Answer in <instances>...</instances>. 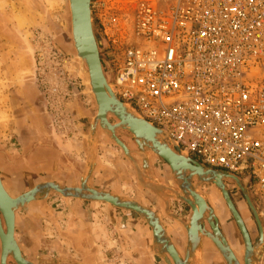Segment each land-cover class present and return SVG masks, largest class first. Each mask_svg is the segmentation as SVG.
Returning a JSON list of instances; mask_svg holds the SVG:
<instances>
[{
  "label": "built area",
  "instance_id": "2783aa9c",
  "mask_svg": "<svg viewBox=\"0 0 264 264\" xmlns=\"http://www.w3.org/2000/svg\"><path fill=\"white\" fill-rule=\"evenodd\" d=\"M118 97L205 166L250 181L264 216V0H91Z\"/></svg>",
  "mask_w": 264,
  "mask_h": 264
},
{
  "label": "rangeland",
  "instance_id": "374dc122",
  "mask_svg": "<svg viewBox=\"0 0 264 264\" xmlns=\"http://www.w3.org/2000/svg\"><path fill=\"white\" fill-rule=\"evenodd\" d=\"M117 1L123 12L131 13L135 0ZM93 24L97 29V35H95L99 40V50L105 73L113 82L115 74L113 70L114 49L104 34L101 20L95 14H93ZM69 37L70 21L67 0H0V152L3 151L14 157L25 151L24 146H32L33 150L34 143L38 140L36 132L45 129V119L52 131L53 141L51 143L54 147L46 148L47 152L43 158L36 159L34 157L32 164L42 163L41 160L47 162L60 160V154L56 147L68 145L69 151L76 156V161L80 160L79 169L77 170L75 167L77 178L71 182L79 183V173L86 161L84 134L89 129L88 119L91 120L90 116L94 113V102L79 74L77 61L70 49ZM262 78L264 80V73ZM28 86L32 87L34 91L33 93L27 92L25 95ZM36 100H39V105H36ZM80 110L86 111L87 116H81L80 112L82 111ZM42 114L44 119L41 117ZM28 125L33 128L30 129L31 126L28 128ZM107 144H111L112 149L108 148L107 152L103 150L107 166L102 169L101 173L108 176L107 183L110 185L108 188L134 198L137 196V190L142 189L143 200L150 202L155 208L158 207L156 205L158 203L151 199L153 194L148 193L149 191L154 192L139 185L134 165L126 159L120 147L114 144L111 139H102L99 149L102 145L106 148ZM134 156L136 157V155ZM154 161L156 169L162 177L157 176L161 180L166 178L176 184L168 163L158 156ZM119 162L122 164L120 165ZM28 166L33 171L26 170V173H20L13 168L14 175L8 176V179L17 185V177L23 174L26 176L32 174V176H38L41 181L54 180L62 184L67 183L66 181L63 183L64 181L60 179H51L55 175L54 172L61 170L57 167L52 169L43 165L40 168L39 164ZM22 167L20 166V169ZM5 178L7 177L4 176V182H7L8 179ZM196 181L195 178L194 182L196 183ZM209 184V182L201 183L200 191L207 193ZM54 197L60 196L57 193H51L46 198L33 203H39L46 199L50 201ZM171 199L170 201H173L172 211L180 217L185 216L187 213L186 203L174 197ZM120 211L124 213L130 210L120 209ZM130 213L144 221L136 212L130 211ZM263 220L264 216L262 222ZM164 221V224L172 229L174 236H178L177 227L172 217L165 216ZM222 226L227 236L232 240L234 237L232 233L228 232L227 223L225 225V222H222ZM235 227L239 234L238 227ZM240 243L242 247L237 253L241 255L244 243ZM10 263L16 264L12 258Z\"/></svg>",
  "mask_w": 264,
  "mask_h": 264
},
{
  "label": "water",
  "instance_id": "95a60500",
  "mask_svg": "<svg viewBox=\"0 0 264 264\" xmlns=\"http://www.w3.org/2000/svg\"><path fill=\"white\" fill-rule=\"evenodd\" d=\"M67 7H68V15H69V21H70V37H69V43H70V49L72 53L74 54V57L79 64V74L82 77V79L85 82L86 87L89 89L90 95L94 102V115L91 117L89 129L88 132L84 134L85 143H86V161L84 163L83 169L79 173V184L83 185V182H85L87 185H89L91 188L95 187L92 183L93 175L96 171L97 165H98V154H99V145H100V131H103L112 141L114 144H116L118 147L123 148L126 151V157L133 162V165L137 172V179L138 183L141 187L147 188L149 190H152L155 194H157L159 197L164 199L167 202V208L170 206V203L166 197L165 191H170L171 196L179 199L186 204H188L192 210V216L190 219V224L183 222L186 227L188 226V244L189 242H192V249L191 251H187L186 258L184 262L186 264H202L203 259V244H202V236H200L198 230L205 231L202 228L201 223H198L200 221V217L202 216L203 212L206 211V209H209L206 211L207 214H209L210 217L207 219L209 220L214 233L210 231H206L205 234H207L209 237H211L218 248L220 249L221 253L224 255V257L229 261V258L235 257L231 247L228 244V240L222 233V231L219 229L218 225L215 223V214L212 209L206 202L204 198L196 191H200L199 185L203 183L196 177L192 179V175H189V179L186 178V184L189 188H191L192 185L195 186V194L202 200L204 208L202 207L201 210H198L197 207L193 205L191 202L192 200L187 197L184 198L181 196V189H182V183L177 178L174 170L173 165V159L177 158V153H180V156L184 153L181 160L186 159L189 166L194 168H200V169H208L213 172L222 173L224 176L220 178V181L217 183L220 189L222 190L224 197L226 199V202L229 206V209L238 225V228L240 232L242 233V236L245 241L247 255H246V263L247 264H259V259L256 255V252L260 250L264 246V226L262 223L263 213L258 209V207L253 203L251 200V196L249 192L243 187V182L240 177L233 173H229L227 171H222L218 169H214L212 167H208L197 161L196 159L192 158L189 153L183 149L180 144L171 137V135L168 133V135L165 138L166 144L163 145L165 153L160 150L159 153H155L147 147L144 151V153L140 152L139 156L143 159V162L146 163V161L150 162V159L152 157H161L163 158L167 163L168 166L172 167V177L176 183V188H169L165 182H163L156 173H152L150 165L145 168V171L148 170V172L151 171L152 175H143L141 176L139 168H140V162L137 160L136 157H133L128 154V149L126 145L120 140V138L116 135V128L118 130H127L130 132L132 137L134 138V141H136L137 133L134 132L133 128H127V121H126V113L134 114L135 119L138 124H141L143 126H148L149 128L153 129L155 128L154 125H152V122H147L144 120L143 116L140 114V112L130 103L121 101L117 95L114 93L113 89L110 85H113V82L109 80L107 74L104 70L103 61L101 58L100 50H99V40L95 35L94 32V24H93V14L91 9V0H67ZM108 116H113L117 119V122L115 124L117 125L116 128L108 127L104 128V125L102 123V120H105L107 122V125H112L110 120H108ZM143 117V118H142ZM104 118V119H103ZM138 126V125H137ZM109 129V130H108ZM138 129V127H137ZM112 132V135H110ZM162 138V135H160ZM138 153L136 150L134 151ZM179 156V155H178ZM173 161H172V160ZM186 177H188L186 175ZM197 179L196 183L194 182V179ZM232 178L238 182V184L244 189V193L246 196V199L248 201V204L250 206V210L255 218V221L258 225L259 229V239L253 244L249 230L245 224V221L238 211L237 207L235 206L228 189L224 183L225 179ZM49 182V181H48ZM58 186H61L63 188V191H55L51 189L49 192H44L45 190H39L37 192H34V194H37V200H42L43 198H46L51 193H57L60 197L63 199L68 200L69 198H77L82 199L86 201H100L105 202L113 205L114 207L122 210H130L136 212L144 221H150L152 226L158 230L163 231L165 230L162 227L161 223L162 220L160 216L155 213L150 207L147 205L140 204L136 198L130 197L125 194H120L114 191H110L107 189H101V193H104L105 195L109 196L108 198H99L92 195H85L83 192L79 189V187H76V189L73 191L72 188L68 187L71 185H65L61 182L54 181ZM207 182V181H206ZM209 182V181H208ZM47 184V182H44ZM42 183V184H44ZM154 183V184H153ZM211 183V182H209ZM53 184V183H52ZM72 187V186H71ZM60 188V189H61ZM38 188H36L37 190ZM201 192V191H200ZM34 194L32 195L34 197ZM32 197V198H33ZM31 198V199H32ZM3 199L9 201L4 202ZM27 200H30L28 198H22L20 196L16 198H11L9 196V193L4 188V185L2 183V180L0 178V253H1V264H8V258H12L16 264H34L32 261L28 260L24 253L22 252L18 241L16 237L14 236V216L16 209L17 211L21 209L22 207H25L27 204ZM5 203V204H4ZM9 206V208H8ZM8 209V210H7ZM205 213V214H206ZM175 218L180 219L177 215L171 213ZM146 215V216H145ZM146 217V218H145ZM161 221V223H160ZM17 226V225H16ZM196 227L197 232L194 230V237L191 236V230L192 227ZM167 234V233H166ZM215 234V238L212 236ZM196 235V236H195ZM165 238L166 245L170 247L169 253L174 257L177 263V259L180 261H183L182 257H180L176 247L172 244L170 237ZM193 240V238H195ZM154 250L157 253L156 244L154 242ZM197 250V255L194 256L195 251ZM163 253V252H162ZM191 253V255H190ZM163 256V255H162ZM168 264H172L167 254L163 256ZM177 257V258H176ZM197 258V260H196ZM55 263L54 260H41L38 262V264L42 263ZM197 262V263H196ZM74 263V262H72ZM183 263V262H182ZM82 264V263H78ZM178 264V263H177Z\"/></svg>",
  "mask_w": 264,
  "mask_h": 264
},
{
  "label": "crops",
  "instance_id": "0c3cea01",
  "mask_svg": "<svg viewBox=\"0 0 264 264\" xmlns=\"http://www.w3.org/2000/svg\"><path fill=\"white\" fill-rule=\"evenodd\" d=\"M80 115L87 116V112L82 111ZM30 126L28 125V128ZM102 146L99 149L98 165L92 183L96 189L105 188L113 191L108 188L110 186L107 183L108 176L101 173L107 166L103 150L109 151L112 145L107 144L106 148ZM69 148L68 145L56 147L60 160L48 162L41 160L42 163H39L40 168L47 165L52 169L54 167L61 169H57L51 179H60L64 181L63 183L66 181L65 184L68 185L77 178L76 171L80 162V160L76 161V156L69 151ZM122 152L124 153L123 150ZM4 176L7 177L5 179L9 178ZM36 177L38 178L31 174L25 180L28 181L27 183L33 182ZM5 185L9 190H19H15L17 185L10 179ZM33 202L16 212L15 236L17 235L24 256L34 263L41 260H55V263L42 264H145L143 260H148V264H157L152 247L151 226L148 224L151 228L150 236L148 225L130 211L122 213L111 204L77 198L66 200L62 197H54L50 201L46 199L39 203ZM258 259L259 264H264V246L259 250Z\"/></svg>",
  "mask_w": 264,
  "mask_h": 264
},
{
  "label": "flooded vegetation",
  "instance_id": "af4514ba",
  "mask_svg": "<svg viewBox=\"0 0 264 264\" xmlns=\"http://www.w3.org/2000/svg\"><path fill=\"white\" fill-rule=\"evenodd\" d=\"M33 91H34V89L32 87L28 86V87H26L25 95H27V92L33 93ZM38 101L39 100H36V105H39ZM93 115H94V113H92L90 117H92ZM41 117L44 119L43 114L41 115ZM110 120L113 122L117 121V119L111 118V117H110ZM44 122H45V124H44L45 129H40L41 130V131L39 130L40 132H36L37 136H38V140H36V142L34 143L35 146H34L33 150L31 149L32 146H24L25 151L20 155H15L14 157L7 155L3 151L0 152V176L3 179L4 185H5L4 175L10 176V177L13 176L14 175L12 173L13 168L20 171V173L21 172L26 173L27 172L26 170L30 171L32 168H30L28 165L32 166L33 164H35V163L32 164V160H34V157H36V159L38 157L43 158V155L45 156L46 152H47L46 148L54 147L53 143H51L53 141V139H52L53 136H52V131H51L50 125L46 124L47 122L45 121V119H44ZM88 122H90V118L88 119ZM40 125L42 126V124H40ZM41 126H40V128H41ZM99 134H100V140H102V139L110 140L108 138V136L103 131H100ZM117 135L132 150H134V151L136 149L138 150V147L135 144V141L129 132L121 130L117 133ZM133 155H136V157H137L136 152H133ZM137 158L139 159L140 164H142L141 159L139 157H137ZM154 159H155V157H152L150 159V167H151L152 173H156V175L162 177L161 175H159V173L156 169ZM38 164L39 163H36V165H38ZM20 166H23L22 169H20ZM32 171H33V169H32ZM135 171H136V169H135ZM28 175H30V174H28ZM28 175L26 176L23 174V175L17 177V181H16L17 187L15 188V190L19 189L18 191H12V190H9L7 187L6 188L10 191V193L17 195L23 191L30 189L31 187H33L37 183L41 182V180H39V177L38 178L36 177L35 181L33 180V182L27 183L28 181L25 179L28 178ZM162 180L165 183H167V185L172 186V187H176V184H174V182H172L166 178H162ZM241 180L243 182L242 183L243 187L250 194V181L248 179H243V178H241ZM224 183L226 184L228 192H229L235 206L237 207L238 211L240 212V214L242 215V217L245 221V224L249 230L250 236L252 237L251 238L252 242L254 244L259 239V229H258V225L255 221V218H254V216L250 210V206H249L248 201L246 199L244 189L238 184V182L236 180H234L232 178L225 179ZM78 184H79L78 182H73L69 185H78ZM137 191H138L137 196L135 198L138 199V201L141 200L142 202L141 201H139V202L144 204L143 198L141 196L142 189H138ZM148 193L153 194V197H151V199H153V201L158 203V204H156V205H158V207L155 208L154 206H152L150 204V202L149 203L147 202L144 205H147L148 207L153 209L160 216V218L162 220L163 228L166 230L168 236L170 237L171 242L176 247L178 253L180 252V254L183 256L185 253L186 244H187V233H186L185 227L183 225V222H186V223L189 222V219H190L191 213H192L191 207L189 205L185 204V206L187 208V213L185 214V216L180 217L172 211V202L173 201H170V200H172L171 199L172 196H171L170 191H168V190L165 191L166 197L170 203V206L168 208H167V202L164 199L159 197L157 194L152 193L151 191H149ZM202 194H204V196L207 200V203H209V206L212 207L215 216H217L214 219L215 223L218 225V227L222 231V233L225 234V236L229 240V242L232 245V247L234 248V250L236 252H239L240 248L242 247V244L240 242H243V236H242V233L240 232V230H239V232H240L239 234L236 231L235 226H237V223H236V221H235V219H234V217H233V215L229 209V206H228L226 200H224L225 198L223 199L224 194L213 183L209 184V188H208L207 193L203 192ZM142 195H144V194H142ZM250 196H251V194H250ZM151 199H150V201H151ZM251 200L256 205V201L252 196H251ZM171 213L177 215L178 217H180V219L175 218ZM206 215L208 217H210L209 214L206 213ZM165 216H170L175 221V225L177 227L176 233L178 234V236H174L172 229H170L169 226H166V224H164V222H165L164 217ZM222 222H225V225L227 223L228 232L232 233V235L234 237L232 240L229 238V236H227L226 232L224 231L223 226H222ZM146 224L148 225V223H146ZM203 224H204L205 229L214 233L213 228H212L209 220H204ZM263 226H264V224H263ZM148 227H149L150 236H151V228L149 225H148ZM202 240H203V264H226L225 260L220 255V251L218 250L217 246L212 241H210L205 235H202ZM239 240H240V242H239ZM152 247H153V251L156 255V258H155L156 261L155 262L157 264H168V262L165 261L166 259H163V257L161 255H158L155 252L153 239H152ZM256 255H257V257L259 256V250L256 252ZM168 257H169L170 261L174 262V260H172V258H170V255H168ZM239 258H240L241 262L243 261L242 264H245L244 259H242L243 255H240V253H239ZM10 260H11V258L8 259V264L10 263ZM143 262L145 264H148V260H143ZM35 263H38V261L37 262L35 261Z\"/></svg>",
  "mask_w": 264,
  "mask_h": 264
},
{
  "label": "bare ground",
  "instance_id": "6f19581e",
  "mask_svg": "<svg viewBox=\"0 0 264 264\" xmlns=\"http://www.w3.org/2000/svg\"><path fill=\"white\" fill-rule=\"evenodd\" d=\"M78 64V63H77ZM78 67H79V64H78ZM111 86V88L113 89V91H114V93L117 95V93H116V90H115V88H114V84L113 85H110ZM117 97H118V95H117ZM119 98V97H118ZM120 99V98H119ZM121 100V99H120ZM122 101V100H121ZM94 115H96V114H94ZM93 115V116H94ZM126 121L128 122L127 123V125H128V127L127 128H133V130H134V132H136L137 133V139H136V141H135V144L137 145V147H138V150L136 149V151L138 152L137 153V155H138V157L140 158V156H139V153H144V151H145V149L147 148V147H149L150 149H152V151L153 152H155V153H159L160 152V150H162L163 149V145L165 146V144H166V140H165V138L164 137H166L167 135H168V131H166V129H164V128H161V127H158V126H156L154 123H152V125H154L155 126V128H153V129H151V128H149L148 126H143V125H141V124H138L137 123V121H136V119H135V115L133 114H130V113H126ZM143 116V115H142ZM144 117V116H143ZM142 117V118H143ZM104 119V118H103ZM144 120H146L147 122H151V121H149L148 119H146L145 117L143 118ZM108 120H110V118H109V116H108ZM111 121V120H110ZM111 122H113V121H111ZM117 122V121H116ZM102 123H103V125H104V128H108V127H113V128H116V124H115V122L114 123H112V125H107V122L105 121V120H102ZM138 125V126H137ZM137 127H138V129H137ZM109 130V129H108ZM119 131H121V130H118L117 128H116V135H117V133L119 132ZM110 135H112V132H111V134ZM160 135H162V138L160 137ZM118 136V135H117ZM134 139V138H133ZM121 140V139H120ZM114 141V140H113ZM112 141V142H113ZM122 141V140H121ZM115 143H116V141H114ZM123 142V141H122ZM124 143V142H123ZM125 145H126V147H127V149H128V154L129 155H131V156H133V157H135L134 155H133V152H134V150H132L126 143H124ZM123 151H124V155H125V157H126V151L123 149V148H121ZM140 150H141V152H140ZM164 153L166 152V151H164V150H162ZM178 155H177V158L175 157L172 161H173V165H174V170H175V174H176V176H177V178L181 181V185H182V189H181V196H183L184 198H187V197H189L192 201V203H193V205L195 206V207H197V209L198 210H201L202 209V207L204 208V205H203V202H202V200L195 194V186L194 185H192L191 186V188H189L188 187V185L186 184V178L187 179H189V175H192V179L194 178V177H196L197 179H199L200 181H202L203 183L204 182H211V183H213L214 185H216V187H218L219 189H220V187L218 186V182L220 181V178H222L223 176H224V174H222V173H217V172H213V171H211V170H208V169H198V168H194V167H190L189 166V164L187 163V161H186V159H183V161L181 160V158H184L183 157V155H184V153L182 154V156H180V153H177ZM126 159H128L127 157H126ZM141 159V161H142V164H140V168H139V171H140V174H141V176H143V175H151V177H153L154 178V176L152 175V173H151V171L150 172H148V170L147 171H145V168H147V166H149L150 165V162H148V161H146V163H144L143 162V159L142 158H140ZM129 160V159H128ZM138 160V159H137ZM129 161H131V160H129ZM132 162V161H131ZM133 163V162H132ZM169 168H170V171L172 172V167L170 166V164H169ZM186 175L188 176V177H186ZM0 178H1V176H0ZM1 180H2V178H1ZM45 182H47V184L46 183H44V182H41V183H38V184H36V185H34L33 187H31L30 189H28V190H26V191H23V192H21V193H19L18 195H14V194H11L7 189H6V187L4 186V188L6 189V191L9 193V196L11 197V198H16V197H18V196H20V197H22V198H28V199H30V200H27V202L25 203V204H27V205H29V203H31V202H33V201H36L37 200V194H34V192H37L38 190H39V192L43 189V190H45L44 192H49L51 189H53V190H55V191H63L64 189L63 188H61V186H58L55 182H53V181H45ZM2 183H3V180H2ZM42 183H44V184H42ZM53 183V184H52ZM154 184V183H153ZM3 185H4V183H3ZM226 185V184H225ZM167 186H169V185H167ZM68 187H70V188H72V190L74 191L75 189H76V187H79V189L83 192V194H85V195H92V196H95V197H99V198H103V199H105V198H108V199H110L109 198V196H107V195H105L104 193H101L100 191V189L98 188V189H96V188H91L89 185H87L85 182H83V185H81V184H78V185H74V186H68ZM172 188V186H169V188ZM36 188H38L37 190H36ZM61 188V189H60ZM173 188H176V187H173ZM172 188V189H173ZM177 189V188H176ZM201 196H202V198H204L205 200H206V198H205V196H204V194H202L200 191H198V190H196ZM220 191L222 192V190L220 189ZM223 193V192H222ZM34 194V197L32 196ZM33 197V198H32ZM32 198V199H31ZM225 197L223 196V199H224ZM136 200V199H135ZM224 200H226V199H224ZM3 201L4 202H9V201H7V200H5V199H3ZM206 202H207V200H206ZM10 203V202H9ZM140 203V202H139ZM5 204V203H4ZM140 204H142V203H140ZM142 205H144V204H142ZM208 205H209V203H208ZM8 208H9V206H8ZM8 210V209H7ZM153 210V209H152ZM191 210H192V208H191ZM205 210L207 211V210H209V209H206L205 208ZM154 211V210H153ZM206 211H204L203 212V214H202V216L200 217V221H198V223H201V225H202V228H203V230H205V231H201V230H198V232H199V234H200V236H202V235H205L210 241H212L215 245H216V243L214 242V240L211 238V237H209L207 234H205V232L206 231H208L207 229H205V227H204V224H203V222H204V220H208L207 218H208V216L205 214L206 213ZM16 212H17V209H16ZM16 212H15V216H14V236H15V227H16ZM155 212V211H154ZM208 212V211H207ZM156 213V212H155ZM192 213H193V210H192ZM192 213H191V216H192ZM146 216V215H145ZM217 217V216H216ZM146 218V217H145ZM190 219H191V217H190ZM190 219H189V224H190ZM146 223H148L150 226H151V228H152V231H153V242H155V244H156V248H157V254L158 255H165L166 253L168 254V255H170V258H172V260H174V262L173 261H171L172 262V264H186V262H184V260H185V258H186V255H187V251H188V248H189V251H191V249H192V242L190 243L189 242V244H188V226L186 227V225L183 223V225H184V227H185V229H186V231H187V244H186V250H185V253H184V255L182 256L181 254H180V252H179V255H180V257H182V259H183V261H180V260H178L177 259V263H176V259L174 258V257H172V255L169 253V250L168 249H170V247L168 246V245H166V242H165V238H168L167 237V232H166V230H165V232L166 233H164L163 231H160V230H158V228H154L153 226H152V224L150 223V221H145ZM160 223H161V221H160ZM186 223V222H185ZM161 225H162V223H161ZM238 226V225H237ZM162 227H163V225H162ZM194 230L197 232V230H196V227L194 226V227H192V230H191V236H193L194 237ZM213 233V232H212ZM224 234V233H223ZM196 236V235H195ZM224 236H225V234H224ZM16 237V236H15ZM213 238H215L216 236H215V234L212 236ZM226 237V236H225ZM252 238V237H251ZM17 239V238H16ZM196 239V237L195 238H193V240H195ZM226 239H227V237H226ZM228 240V239H227ZM18 241V240H17ZM243 243H244V249H243V253L241 254V255H243V258L242 259H244V262H245V264H247L246 263V255H247V250H246V245H245V241H244V238H243ZM19 244V243H18ZM173 244V243H172ZM202 244H203V240H202ZM228 244H229V246L231 247V249H232V251H233V253H234V255H235V257H231L232 259H230L229 258V261L224 257V255L221 253V251H220V249L218 248V246H217V248H218V250L220 251V255L222 256V258L225 260V262H226V264H242V262H241V260H240V258H239V254L234 250V248L232 247V245L230 244V242H229V240H228ZM163 252V253H162ZM190 255H191V253H190ZM195 255H197V250L195 251V253H194V256ZM162 256V257H163ZM10 258V257H9ZM8 258V259H9ZM177 258V257H176ZM163 259H165L164 257H163ZM29 260V259H28ZM196 260H197V258H196ZM31 261V260H30ZM166 261V260H165ZM33 262V261H32ZM183 262V263H182ZM0 263H1V253H0ZM34 263V262H33ZM197 263V262H196ZM253 264H254V259H253V262H252ZM34 264H38V263H34ZM188 264H189V262H188Z\"/></svg>",
  "mask_w": 264,
  "mask_h": 264
},
{
  "label": "trees",
  "instance_id": "16d2710c",
  "mask_svg": "<svg viewBox=\"0 0 264 264\" xmlns=\"http://www.w3.org/2000/svg\"><path fill=\"white\" fill-rule=\"evenodd\" d=\"M94 31H95V34L97 35V29H96L95 25H94ZM263 224H264V220H263Z\"/></svg>",
  "mask_w": 264,
  "mask_h": 264
}]
</instances>
